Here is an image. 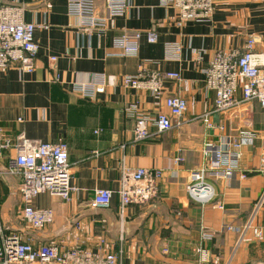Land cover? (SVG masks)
<instances>
[{
    "label": "crops",
    "instance_id": "0c3cea01",
    "mask_svg": "<svg viewBox=\"0 0 264 264\" xmlns=\"http://www.w3.org/2000/svg\"><path fill=\"white\" fill-rule=\"evenodd\" d=\"M70 0H0L26 7L25 20L44 26L35 33L39 53L35 70L23 74L17 66L0 70V145L23 134L41 143L68 146L72 184L68 202L42 194L31 206L52 210L53 223L43 232L29 231L36 245L82 248L116 264H264V207L254 226L262 237L248 234L236 249L239 233L249 221L264 189L259 172L264 160V108L253 102L210 116L208 128L200 116L212 112L216 95L206 86V70L220 52L246 50L255 40V53L264 57V0H214L209 21L180 24L171 0H126L124 16L110 18L106 0H94L101 28H90L74 15ZM125 32L142 33L138 52L122 56L117 42ZM157 34L150 44L146 34ZM55 58V62H51ZM177 73L180 82L166 81L164 97L188 102L183 124L170 132L135 142L136 118L144 117L150 131L159 114H169L164 98L122 87L125 77L139 73ZM103 83L105 94L94 100L74 92L76 84ZM240 98V93L237 94ZM243 133L251 140L239 150V167L230 176L220 172L215 156ZM205 151L208 157H205ZM15 150L0 155V213L22 208L21 177L11 174ZM160 171L156 198L131 205L120 216L124 170ZM209 169L215 201L203 205L187 191L190 173ZM98 190L114 193L111 207L93 210ZM14 207V208H15ZM211 240H204V235Z\"/></svg>",
    "mask_w": 264,
    "mask_h": 264
},
{
    "label": "built area",
    "instance_id": "2783aa9c",
    "mask_svg": "<svg viewBox=\"0 0 264 264\" xmlns=\"http://www.w3.org/2000/svg\"><path fill=\"white\" fill-rule=\"evenodd\" d=\"M170 6L178 13L180 24L193 21H209L215 13L214 0H171ZM69 7L74 15L85 19L86 26L101 28L105 21L95 16L94 0H70ZM106 8L110 18L124 16L128 10L126 0H106ZM26 7L20 5H4L0 3V70L17 66L23 74H31L35 70L39 46L35 41V33L44 26H37L25 20ZM150 44L158 41L157 34H146ZM142 33L125 32L117 42L122 50V56H132L138 52L137 44ZM255 40L248 41L246 50L240 52H220L209 63L206 70V86L216 95L212 112L198 117L212 128L210 116L239 108L243 104L258 102L264 108V57L255 53ZM51 58V62H55ZM177 73L146 74L139 73L135 77H125L122 87L129 90H141L151 93L158 99L164 98L165 107L169 114H159L154 121L156 132L150 131L149 122L142 116L136 118L134 131L135 142H143L157 138L174 127L183 124V117L188 111V102L181 97H164L166 81L180 82ZM74 92L81 97L94 100L98 95L105 94L103 83L76 84ZM241 97L238 98L237 94ZM240 143L233 144V150L228 147L219 151L216 162L220 173L230 177L239 167V150L249 142L252 134L243 133ZM15 150L12 174L21 177L20 195L22 200L21 219L32 232H43L54 221L52 210H37L31 204L42 194L58 197L64 202L71 200L76 188L72 184L71 165L68 146L64 142L41 143L27 139L20 134L15 139L6 138L0 145L2 152ZM205 157L208 152L205 151ZM259 172L264 176V160ZM3 173V172H0ZM209 169L202 168L190 173L187 191L190 198L203 205L215 201V190L209 183ZM160 171L152 172L147 169L124 170L120 197V216H125L131 205H142L152 201L159 192ZM114 193L110 190H98L90 203L93 210L111 207ZM264 207V189L259 197L247 224L241 229L230 228L239 233L236 249L240 248L248 234L255 238L262 237V231L254 226L258 212ZM204 240L213 236L204 235ZM0 264H116L112 254L104 259L88 251L75 247L62 250L54 244L36 245L33 238L9 232L3 225L0 213ZM228 264H231L229 262Z\"/></svg>",
    "mask_w": 264,
    "mask_h": 264
},
{
    "label": "rangeland",
    "instance_id": "374dc122",
    "mask_svg": "<svg viewBox=\"0 0 264 264\" xmlns=\"http://www.w3.org/2000/svg\"><path fill=\"white\" fill-rule=\"evenodd\" d=\"M14 207L10 209L9 212H6L8 223L4 224L9 232H13L17 235H23L27 232L29 227L21 219L22 208L20 207V209H17V206L15 208Z\"/></svg>",
    "mask_w": 264,
    "mask_h": 264
}]
</instances>
